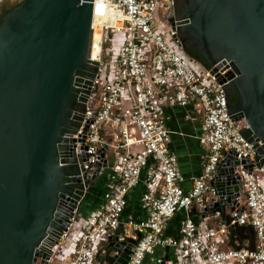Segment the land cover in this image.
<instances>
[{"label": "built area", "instance_id": "1", "mask_svg": "<svg viewBox=\"0 0 264 264\" xmlns=\"http://www.w3.org/2000/svg\"><path fill=\"white\" fill-rule=\"evenodd\" d=\"M157 9L158 0H95L93 27L102 39L100 65L93 84L79 88L77 117L66 137L68 153L79 166L73 176L81 180L78 188L94 175L101 151L106 152L109 167H102L99 175L106 178L104 204L85 221L79 218L92 189L85 187L80 209H75L62 242L54 247V257L61 264H101L102 242L120 235L135 241L128 264H264V171L238 165L241 196L234 197L230 213L208 210L216 201L211 181L220 164L224 161L229 171L234 162L229 156L242 162L254 161L257 155L242 134L249 123L230 111L228 82L218 81L219 74L231 69L230 62L206 67L186 55L178 31L172 26L160 29ZM118 33L125 39L113 53L112 40ZM166 105H193L203 112L200 138L207 151L203 171L192 177L189 189L178 156L170 150ZM140 182L145 185L141 196L145 217H125L129 196ZM194 209L201 219L195 218ZM178 211L185 218L181 235L173 237L167 234V225ZM217 217L223 223L214 226ZM244 226L256 233L255 249L225 248L230 229ZM72 237L77 239L74 250L64 255L63 244ZM167 249H173L175 259H166Z\"/></svg>", "mask_w": 264, "mask_h": 264}, {"label": "water", "instance_id": "2", "mask_svg": "<svg viewBox=\"0 0 264 264\" xmlns=\"http://www.w3.org/2000/svg\"><path fill=\"white\" fill-rule=\"evenodd\" d=\"M184 2L172 27L184 34L185 48L189 43L205 58L190 54L202 65L230 62L218 81L228 82L230 111L247 120L242 134L257 151L254 161L229 156L233 166L228 171L223 161L211 181L217 194L208 210L228 215L241 196L237 166L264 171V0ZM94 7L95 0H24L1 20L0 264H61L54 247L80 209L85 187L109 167L102 150L94 175L78 188L79 166L66 137L79 88L93 84L100 65L92 60ZM134 245L120 235L108 238L101 264H128Z\"/></svg>", "mask_w": 264, "mask_h": 264}, {"label": "crops", "instance_id": "3", "mask_svg": "<svg viewBox=\"0 0 264 264\" xmlns=\"http://www.w3.org/2000/svg\"><path fill=\"white\" fill-rule=\"evenodd\" d=\"M166 114L169 116L168 127L171 130V142L170 150L178 156L180 171L186 176L188 181L185 186L189 189L192 185V177H198L203 171L204 156L207 148L201 140L202 135V120L203 112L200 108L195 106L181 107V106H169L164 107ZM118 140V139H117ZM113 139V141H117ZM115 154L114 149H111L109 156L112 158ZM106 179V178H105ZM99 180V179H98ZM98 180L96 182H98ZM106 180H104V184ZM145 190L144 182H140L137 188L129 196L128 205L125 211V217H134L135 219H141L145 217V213L141 209V196ZM95 194V195H94ZM89 198L84 202L81 216L79 218L85 219L90 214L98 213L103 208L104 199L102 195L97 194L91 189ZM194 216L197 220L202 218V215L194 209ZM185 213L178 211L176 215L168 222L167 234L173 237L181 235L183 221ZM223 223V218L217 217L212 220V224L217 226ZM76 237L67 240L63 244L65 249L64 255H70L75 245L73 242ZM256 240V233L250 226H244L240 230L235 228L230 229V233L225 236L224 247L231 248L233 243L245 248H250ZM66 244V245H65ZM107 246V242H102L101 248L104 249ZM157 254L161 255L159 250ZM166 259H175L173 249L165 250ZM157 257L156 255L150 257ZM148 261V262H149ZM227 264H238L235 261Z\"/></svg>", "mask_w": 264, "mask_h": 264}, {"label": "flooded vegetation", "instance_id": "4", "mask_svg": "<svg viewBox=\"0 0 264 264\" xmlns=\"http://www.w3.org/2000/svg\"><path fill=\"white\" fill-rule=\"evenodd\" d=\"M185 7V2L184 0H158V9H157V16L160 24V29L162 30H167L170 26H172V21L173 20H179L183 9ZM9 9L6 8L3 10V13L0 15V21L2 20L3 16L7 14ZM179 36L182 39L183 43V38L184 34L179 33ZM191 45L189 43H186V48L184 47V53L188 56H190L191 52L189 51V47ZM192 47V46H191Z\"/></svg>", "mask_w": 264, "mask_h": 264}, {"label": "rangeland", "instance_id": "5", "mask_svg": "<svg viewBox=\"0 0 264 264\" xmlns=\"http://www.w3.org/2000/svg\"><path fill=\"white\" fill-rule=\"evenodd\" d=\"M23 1L24 0H1V2H0V15L3 13V10H5L6 8L11 10V9L15 8L16 6H18L20 3H22ZM116 38L117 39L114 38L112 40V44L115 46L114 50L112 51L113 53L118 49L119 45L124 42L125 35L123 33H118L116 35ZM102 181H103V177H100L99 183ZM76 242H77V239H75L73 244L75 245Z\"/></svg>", "mask_w": 264, "mask_h": 264}, {"label": "bare ground", "instance_id": "6", "mask_svg": "<svg viewBox=\"0 0 264 264\" xmlns=\"http://www.w3.org/2000/svg\"><path fill=\"white\" fill-rule=\"evenodd\" d=\"M119 25V24H117ZM94 26H96V19L94 22ZM101 35L98 33V30H95V37H94V47L92 51V57L93 60L98 61L100 59V54H101Z\"/></svg>", "mask_w": 264, "mask_h": 264}, {"label": "trees", "instance_id": "7", "mask_svg": "<svg viewBox=\"0 0 264 264\" xmlns=\"http://www.w3.org/2000/svg\"><path fill=\"white\" fill-rule=\"evenodd\" d=\"M0 23H1V21H0ZM189 51L191 52V55L193 56V57H196V56H199L200 58H201V60H205V58L202 56V55H200L199 53H197L194 49H193V47H189ZM104 180H106L105 178H103V181L102 182H100L99 183V180H98V182H96L95 183V185L94 186H92V190L94 191V192H96L97 194H99V195H102V193H103V189H104ZM95 195V194H94ZM90 196V195H89ZM89 196L87 197V199L89 198ZM86 199V200H87ZM80 223H81V220H80ZM79 224V223H78Z\"/></svg>", "mask_w": 264, "mask_h": 264}]
</instances>
